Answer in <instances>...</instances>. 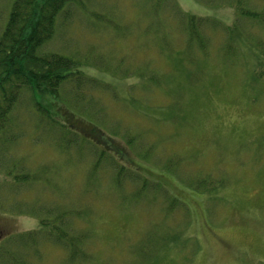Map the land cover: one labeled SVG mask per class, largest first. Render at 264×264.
<instances>
[{"label": "rangeland", "instance_id": "obj_1", "mask_svg": "<svg viewBox=\"0 0 264 264\" xmlns=\"http://www.w3.org/2000/svg\"><path fill=\"white\" fill-rule=\"evenodd\" d=\"M12 1L0 0V32ZM191 15L203 20L192 31ZM40 52L79 63L87 79L59 91L69 114L129 144L183 206L130 171L116 176L106 157L93 168L99 152L79 136L67 135L84 157L65 155L58 140L75 142L42 127L25 97L11 140L0 141V168L20 161L35 174L26 193L1 183L6 231L34 230L45 208L86 232L62 239L77 244L71 257L37 239L30 264H264V0H77Z\"/></svg>", "mask_w": 264, "mask_h": 264}, {"label": "trees", "instance_id": "obj_2", "mask_svg": "<svg viewBox=\"0 0 264 264\" xmlns=\"http://www.w3.org/2000/svg\"><path fill=\"white\" fill-rule=\"evenodd\" d=\"M76 2L77 0L12 1L4 28L0 32V141L11 140L9 133L15 122V112L18 105L23 102L25 97H28L33 110L39 114L42 127L47 122L48 126L45 125L47 129L55 133L54 128H57L63 138H68V144L75 142L74 146L68 147L62 140H58V148L65 155H68L69 148H73L76 154L83 155L82 147H77V140L67 136L82 135L87 138L88 142L100 145L105 151H111L118 159H124L126 162L130 154L127 150L129 145L125 147L124 144L107 137L92 120L85 117L84 119L73 117L69 114V106L60 99L59 91L68 79H85L79 63L57 53L40 52L43 45L54 35L57 19L65 7ZM253 14L247 11L240 13L241 16L254 22L250 18L254 16ZM189 17L187 16L185 19ZM186 23L192 31L195 23H203V20L191 15V20H187ZM187 36L192 37L190 33ZM47 98L51 100V103L43 104ZM105 151H100L99 162L106 156ZM99 162H96L93 168L97 167ZM19 163L21 162L18 161L12 167L0 168V195L5 193L1 183L7 184L9 187L17 186L16 191L20 190L22 193H26L25 184L29 183V179L35 172L23 168ZM132 163L136 170H143V166L136 162ZM16 165L19 166V171L13 170ZM117 170L116 176H119L124 169L119 166ZM148 174L152 175L150 172ZM157 178L154 179L161 186H167L176 192L175 186L171 185L168 179L165 180L162 176H157ZM115 183L119 184L118 177L115 179ZM32 187L33 185L29 184V188ZM3 198L6 196H2L0 199V214L4 207L1 202ZM15 203L18 207L13 210H21L24 207L19 199ZM52 212L55 214H51ZM41 214L43 217L39 216L38 227L23 234H14L12 231L8 233L6 230L13 225V220L7 221L0 216V264H30L34 259L31 252H39L36 247L39 243L37 239L43 237L47 241L61 244L68 251L70 257L75 255L78 247L74 240H71V248L61 241L69 236L77 239L86 232L78 233L77 226L72 222L65 224L64 219L67 213H64V210L51 211L43 208ZM80 241L79 248L83 249L87 240L81 237Z\"/></svg>", "mask_w": 264, "mask_h": 264}, {"label": "flooded vegetation", "instance_id": "obj_3", "mask_svg": "<svg viewBox=\"0 0 264 264\" xmlns=\"http://www.w3.org/2000/svg\"><path fill=\"white\" fill-rule=\"evenodd\" d=\"M191 204H193V203H191ZM197 210V209H196Z\"/></svg>", "mask_w": 264, "mask_h": 264}]
</instances>
